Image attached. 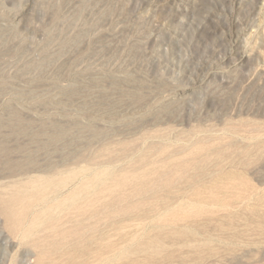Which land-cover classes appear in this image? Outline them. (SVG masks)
<instances>
[{"label":"rangeland","instance_id":"374dc122","mask_svg":"<svg viewBox=\"0 0 264 264\" xmlns=\"http://www.w3.org/2000/svg\"><path fill=\"white\" fill-rule=\"evenodd\" d=\"M7 160L66 182L34 190ZM86 183L111 191L59 207ZM12 197L39 222L0 208V264H264V0H0Z\"/></svg>","mask_w":264,"mask_h":264},{"label":"bare ground","instance_id":"6f19581e","mask_svg":"<svg viewBox=\"0 0 264 264\" xmlns=\"http://www.w3.org/2000/svg\"><path fill=\"white\" fill-rule=\"evenodd\" d=\"M112 143H114V142H112ZM120 143L121 142H119V144ZM122 143H123V141H122ZM146 155L147 154H145V153L144 154H141L140 157H139L140 161L147 160L146 159L147 158ZM6 164H7V168H6L5 171H6V174L7 175H10V176H12V175L13 176L14 175L15 176L16 175L28 176L27 178L30 179V180L31 179L34 180V179H37L38 178L37 180L33 181V186H34L33 189L34 190H39V191L45 192L47 189H54V188L59 187L61 184H63V183L66 182L65 179L64 180L63 179H57V180L47 179V178H50L52 176H63L64 175V171H63V167H62V164L63 163H60L61 165L59 164L57 166L54 165V166H50V167H48V166H46V167H40V165H37L33 161H25V160L24 161L23 160H19V161H13L12 160L11 161L10 160V161L6 162ZM225 167H223L222 170L225 171L226 173H224L221 170L224 173V175H225V179L223 180V182L225 184H227L226 186L228 188H231V184L229 182L234 181L237 177H239V175H242V173H236L233 170H228L227 171ZM135 170H137V169H135ZM239 172H241V171H239ZM32 174H37V175H32ZM113 176H111L112 177L111 179H114ZM95 179H96V181L99 180L98 175L95 176ZM221 181L222 180H220L218 182H221ZM91 187H92V185H89L88 183L84 184L82 186V188L79 190V193H75L74 195H71L73 197H71L70 199H66V201H64V203H62L61 205H59V207L60 208H63V210H69L70 209L69 207L75 208L78 205L76 197L78 195H80V194H83V193H89L90 196L91 195L92 196L93 195L98 196V195H105V194H107V193H109L111 191L109 188H106L103 185L96 186V187H94L93 190H89V188H91ZM195 188H198V190L196 191V193L194 192V195L195 194L197 195L198 192L201 191V189H207L209 187L204 186V184H202L200 187L198 185L197 186H194V189ZM212 188H213V186H212ZM113 191H115V190H112V192ZM228 194H230V192H228ZM227 197H229V196H227ZM13 198L14 197H12L10 199V201H8V202H6V201L0 202V208L4 212L5 216L8 218V221H10V223H11V220H12L11 219V216H13L15 214L14 213L15 210L16 209L19 210L20 213L18 214L17 221L15 220V223H14V221L12 223L13 224H17L19 227L20 226L23 227V229H24V232L23 233L25 235H28L29 232H30V230H31L30 227L36 228V225L39 222V221H37V219H39V218H38V216L35 213L32 214L33 217L31 216L33 218L32 220L30 218L28 219L29 214H30V212L28 213V211H30V209L34 205V200H35L36 197H34L30 201L21 200L20 202H17L16 199L15 198L13 199ZM213 204H215V203H213ZM225 205H226V207L232 206V204L230 203L229 200L227 201V203ZM48 211L49 210H46V212L45 211L44 212L47 213ZM228 225H231V224H228L227 223L226 226H228ZM228 230L231 231L230 226H228ZM152 258L153 257L146 256L141 261H138V262L136 260H133V261L136 264H155V262L153 261ZM24 263L25 264H43V262H42V256H41V254L40 255L37 254L35 258H31V257L29 258L28 257L25 260Z\"/></svg>","mask_w":264,"mask_h":264}]
</instances>
